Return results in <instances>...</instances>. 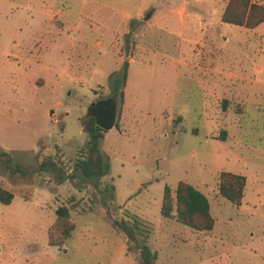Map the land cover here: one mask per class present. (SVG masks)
Listing matches in <instances>:
<instances>
[{
	"label": "rangeland",
	"instance_id": "rangeland-1",
	"mask_svg": "<svg viewBox=\"0 0 264 264\" xmlns=\"http://www.w3.org/2000/svg\"><path fill=\"white\" fill-rule=\"evenodd\" d=\"M227 1L0 0V154L27 171L0 156V182L33 191L0 202V264H143L114 221L136 218L153 264H264V22H224ZM125 61L121 102L109 85ZM107 97L119 127L100 139L108 174L90 179L81 122ZM222 171L247 176L242 205L219 193ZM181 180L208 196L212 230L162 215ZM60 205L76 224L61 248L48 243Z\"/></svg>",
	"mask_w": 264,
	"mask_h": 264
},
{
	"label": "trees",
	"instance_id": "trees-1",
	"mask_svg": "<svg viewBox=\"0 0 264 264\" xmlns=\"http://www.w3.org/2000/svg\"><path fill=\"white\" fill-rule=\"evenodd\" d=\"M222 20L226 23L250 29L256 28L264 22V4L256 0H228L222 13ZM128 69L129 62L125 61L124 70L119 77L115 78V73L110 75L111 95L114 97L120 95L121 102H124V91L122 89L128 78ZM81 123L83 130L89 136V140L80 150L81 154L77 159L76 167L80 169L86 178H101L107 175L109 171V165L105 162L100 148V139L103 138L104 129L97 125L95 118L92 116L87 115ZM116 127H119V120L116 122ZM0 156L11 173L19 172L22 177L27 175V171L20 164H13V158L9 152L2 151ZM48 163L47 160H43L40 163V171L44 170ZM246 189V175L231 171L220 173L219 193L233 204L242 205ZM17 194L26 200H32L33 197V191L30 188L20 190V193H18L0 182L1 203H12ZM161 213L166 218L176 219L180 223L199 231H210L215 226V218L211 213V203L208 196L193 184L184 180L179 181L175 188L169 185L165 186ZM55 214V221L48 230V243L61 248L72 236L76 224L72 218L71 209L67 205H60ZM114 221L127 240L134 243L129 249L139 248L142 263L153 264L158 255L157 252L151 249L144 237L143 241L140 242L139 234L146 238L150 231L146 225L142 226L141 219L136 218L134 222L124 219H114Z\"/></svg>",
	"mask_w": 264,
	"mask_h": 264
},
{
	"label": "water",
	"instance_id": "water-1",
	"mask_svg": "<svg viewBox=\"0 0 264 264\" xmlns=\"http://www.w3.org/2000/svg\"><path fill=\"white\" fill-rule=\"evenodd\" d=\"M87 115L94 117L102 129L110 130L116 126L118 101L114 97L100 99L89 106Z\"/></svg>",
	"mask_w": 264,
	"mask_h": 264
},
{
	"label": "crops",
	"instance_id": "crops-1",
	"mask_svg": "<svg viewBox=\"0 0 264 264\" xmlns=\"http://www.w3.org/2000/svg\"><path fill=\"white\" fill-rule=\"evenodd\" d=\"M146 10V7H140V11H145ZM141 12V16H142V13ZM181 16H182V18L183 17H185V13L184 12H182L181 13ZM154 18V15L152 14V16H151V19L150 20H148L147 22H144L145 24H144V26L145 27H149V28H151V27H155L156 26V22H153L152 21V19ZM126 32H130V30L127 28V26H126ZM145 35H146V33H145V29L143 30V31H141L140 33H136V36H137V39H144L145 38ZM142 40H141V42H142ZM147 40H144V42H146ZM131 61H134V59H131Z\"/></svg>",
	"mask_w": 264,
	"mask_h": 264
}]
</instances>
